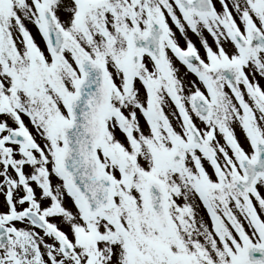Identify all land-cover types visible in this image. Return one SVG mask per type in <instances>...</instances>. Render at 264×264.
Returning a JSON list of instances; mask_svg holds the SVG:
<instances>
[{
    "label": "snow or ice",
    "instance_id": "snow-or-ice-1",
    "mask_svg": "<svg viewBox=\"0 0 264 264\" xmlns=\"http://www.w3.org/2000/svg\"><path fill=\"white\" fill-rule=\"evenodd\" d=\"M0 264H264V0H0Z\"/></svg>",
    "mask_w": 264,
    "mask_h": 264
},
{
    "label": "flooded vegetation",
    "instance_id": "flooded-vegetation-1",
    "mask_svg": "<svg viewBox=\"0 0 264 264\" xmlns=\"http://www.w3.org/2000/svg\"><path fill=\"white\" fill-rule=\"evenodd\" d=\"M28 27L32 30L33 34L36 35V29L33 26H28ZM36 39L38 42H40V38L38 35H36ZM193 39L195 40V37H193ZM238 133H239V130H238Z\"/></svg>",
    "mask_w": 264,
    "mask_h": 264
},
{
    "label": "rangeland",
    "instance_id": "rangeland-1",
    "mask_svg": "<svg viewBox=\"0 0 264 264\" xmlns=\"http://www.w3.org/2000/svg\"><path fill=\"white\" fill-rule=\"evenodd\" d=\"M28 26H32L31 24H29Z\"/></svg>",
    "mask_w": 264,
    "mask_h": 264
}]
</instances>
